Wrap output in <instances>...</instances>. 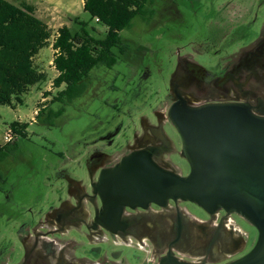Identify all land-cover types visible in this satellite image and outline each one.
I'll list each match as a JSON object with an SVG mask.
<instances>
[{"label":"flooded vegetation","instance_id":"1","mask_svg":"<svg viewBox=\"0 0 264 264\" xmlns=\"http://www.w3.org/2000/svg\"><path fill=\"white\" fill-rule=\"evenodd\" d=\"M221 2L218 13L224 18L219 21L213 47L216 55L230 51L226 60L211 70L196 61L178 64L170 81L172 94L162 101L163 107H168L167 113L159 108L153 109V121L141 117V134L133 128L134 115L145 110L149 102L136 107L126 102L113 105L119 116L128 118L127 127L134 130L132 137L121 135L125 122L114 130L107 126L94 132L95 149L88 158L87 181L66 180V199L62 193L46 208L29 207L18 232L19 247H2L0 264H160L169 256L191 264H230L251 251L246 250L253 236L250 228L256 229L240 215L225 210L210 215L198 205L181 200H170L165 207L152 204L147 210L126 208L120 221L111 226L114 231L97 221L102 202L95 186L101 172L119 164L123 157L137 151L153 152L157 165L179 174L172 169L170 160L175 153L184 158L182 139L170 119L174 104L182 100L193 107L245 104L253 114L264 117V0ZM218 45L224 47L217 48ZM200 48L209 53L207 45L200 44ZM149 78L150 71L146 69L133 90L136 99L156 98V94L149 93ZM215 86L216 98H192L194 90L203 94ZM171 128L176 135H171ZM120 136L128 145L124 152L116 145ZM110 237L115 246L137 249L144 258L137 257L132 263L124 258L123 251H104L101 246ZM82 239L90 248L82 250Z\"/></svg>","mask_w":264,"mask_h":264},{"label":"rangeland","instance_id":"2","mask_svg":"<svg viewBox=\"0 0 264 264\" xmlns=\"http://www.w3.org/2000/svg\"><path fill=\"white\" fill-rule=\"evenodd\" d=\"M7 1L17 6L22 1L35 5L36 16L52 29L54 35L63 26L77 32L80 27L75 20L90 21V16L84 11L85 0ZM220 6L221 0H155L148 6L149 13L146 16L137 17L133 27L122 32L129 48L125 55H120L119 63L113 69L102 68L93 72L86 82L89 87L87 93L67 105H49L64 87H54L58 72L53 67L55 52L52 47L40 52L35 63L46 74L47 81L33 87L23 97L22 104L14 103L15 108L0 107V147L6 145L5 136L13 123L30 124L27 136L17 137L16 143L10 147L9 156L0 163V250L8 246L19 247L18 232L29 207L46 208L49 203L58 200L62 193L66 199V180L87 181L88 158L95 149L92 146L94 132L107 126L114 130V127L125 122L121 135L132 137L134 130L128 129V118L119 116L113 105L120 106L121 102H126L136 107L142 105L143 101L149 102L145 110L134 115L133 128L141 134V117L153 121V109L159 108H164L163 112L167 113L168 107H163L162 101L166 95L172 94L173 89L169 90V86L178 64L183 66L185 61H196L197 65L211 70L221 60H226L231 52L227 54L223 51L216 55L213 47L219 21L224 18L218 13ZM92 27H96L97 32H92ZM90 32L96 38H104L106 29L92 22ZM200 44L207 45L209 53L204 52ZM225 48L230 50L229 47ZM196 53L195 58L189 55ZM146 69L150 71L147 84L149 93L157 96L146 100L136 99L132 93ZM216 87L203 94L194 90L192 98H216ZM46 93L51 96L47 98ZM42 104L49 105L48 109L55 112L65 110L61 116L45 114L38 120L37 112ZM169 132L176 135L172 128ZM116 145H120L119 150L123 149V152L128 148L122 136L117 139ZM170 160L172 169L181 176L190 174L191 167L185 157L175 153ZM190 209L196 211L195 207ZM250 229L253 236L247 245L248 251L255 247L258 239L256 230ZM77 237L80 239V236ZM82 241V250L90 248L87 240ZM101 247L104 251H123L124 258L132 263L137 257L144 258V254L137 249L115 246L111 237Z\"/></svg>","mask_w":264,"mask_h":264},{"label":"water","instance_id":"3","mask_svg":"<svg viewBox=\"0 0 264 264\" xmlns=\"http://www.w3.org/2000/svg\"><path fill=\"white\" fill-rule=\"evenodd\" d=\"M190 174L183 177L153 161V152L137 151L103 170L95 193L102 210L97 221L107 229L124 210L165 207L170 200L191 202L213 215H240L258 231L255 247L230 264H264V117L249 106L213 103L198 107L185 100L170 109ZM114 231V230H110ZM160 264H191L173 256Z\"/></svg>","mask_w":264,"mask_h":264},{"label":"trees","instance_id":"4","mask_svg":"<svg viewBox=\"0 0 264 264\" xmlns=\"http://www.w3.org/2000/svg\"><path fill=\"white\" fill-rule=\"evenodd\" d=\"M155 0H85L84 11L89 22L75 23L77 32L63 26L56 35L52 29L36 16L35 5L25 1L17 6L7 0H0V107L23 103V97L31 89L47 81V76L36 66L35 59L45 48L55 52L53 67L58 72L54 87L61 89L50 104H64L82 98L88 91L87 80L92 73L102 68L113 69L120 55L128 52L129 44L122 32L133 27L137 17L149 13L148 6ZM106 29L104 38H96L90 32L91 23ZM92 32H97L92 27ZM54 39V40H53ZM53 40V41H52ZM116 89V88H113ZM46 97L51 96L46 93ZM44 103V102H43ZM42 104L37 119L45 114L61 116L59 112ZM30 124L15 122L11 125L15 140L0 147V163L9 156L10 147L17 137H26Z\"/></svg>","mask_w":264,"mask_h":264},{"label":"built area","instance_id":"5","mask_svg":"<svg viewBox=\"0 0 264 264\" xmlns=\"http://www.w3.org/2000/svg\"><path fill=\"white\" fill-rule=\"evenodd\" d=\"M15 140L13 131L10 129L5 136V144L12 143Z\"/></svg>","mask_w":264,"mask_h":264}]
</instances>
